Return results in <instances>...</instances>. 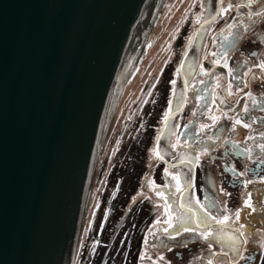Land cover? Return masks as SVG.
<instances>
[{
    "label": "water",
    "instance_id": "obj_1",
    "mask_svg": "<svg viewBox=\"0 0 264 264\" xmlns=\"http://www.w3.org/2000/svg\"><path fill=\"white\" fill-rule=\"evenodd\" d=\"M165 0H0V264H82L115 103L146 57ZM260 4L238 3L254 10ZM196 25L176 107L159 130V160L185 188L171 231L207 226L240 257L253 220L197 209L195 147L172 150L217 9Z\"/></svg>",
    "mask_w": 264,
    "mask_h": 264
},
{
    "label": "flooded vegetation",
    "instance_id": "obj_2",
    "mask_svg": "<svg viewBox=\"0 0 264 264\" xmlns=\"http://www.w3.org/2000/svg\"><path fill=\"white\" fill-rule=\"evenodd\" d=\"M210 3L202 0L193 27L191 19L186 30L180 31L179 56L171 53L156 68L170 74L168 96L173 91L175 94L172 107L177 104L195 26L201 25V16L208 15ZM238 3L262 6L240 8L231 18ZM262 64L264 0H224L223 9H217L195 78H189L190 92L172 147H195L193 185L199 211L244 221L242 210H246L247 218L254 221L250 233L243 232L246 246H240V257L227 260L226 254L218 257V264H264ZM154 84L156 87L158 82ZM164 119H170V112L153 126L155 161L149 179L142 181V190L149 189V196H140L147 204L134 227L123 229L128 239H135V255L121 264H215L214 255L227 247L224 240L207 235V226L171 231L179 212H166L165 207L179 201V190L186 185L178 165L159 160V130H164ZM157 191L163 193L159 199Z\"/></svg>",
    "mask_w": 264,
    "mask_h": 264
},
{
    "label": "rangeland",
    "instance_id": "obj_3",
    "mask_svg": "<svg viewBox=\"0 0 264 264\" xmlns=\"http://www.w3.org/2000/svg\"><path fill=\"white\" fill-rule=\"evenodd\" d=\"M201 1L165 0L153 34L146 38L148 53L146 57L140 55L138 69L131 71L127 91L121 92V103L116 104L110 125L82 264H121L135 255V239H128L123 229L133 228L135 220L142 217L141 210L147 203L140 196H149V189L142 190V181L149 179L155 161L153 126H158L174 106V91L169 94L167 105L170 74L156 68L171 53L179 56V33L186 30L188 20L192 19L193 27ZM155 81L158 84L153 87Z\"/></svg>",
    "mask_w": 264,
    "mask_h": 264
},
{
    "label": "snow or ice",
    "instance_id": "obj_4",
    "mask_svg": "<svg viewBox=\"0 0 264 264\" xmlns=\"http://www.w3.org/2000/svg\"><path fill=\"white\" fill-rule=\"evenodd\" d=\"M260 67H262V68H264V64H262V65H260ZM237 123H240V121H236ZM245 127H248V125H245ZM165 171H167V170H165ZM173 179H176V177H173ZM262 180H264V178H262ZM179 190V189H178ZM158 195H163V193H157ZM248 207H251V205L249 204V205H247ZM170 205H166V207H165V211L167 212V211H169V209H170ZM236 218L238 219L239 218V213L237 212L236 213ZM229 220V217L228 216H225L224 218H223V221H218V222H220V223H224V222H227ZM187 230V229H186ZM207 235H211V233H208Z\"/></svg>",
    "mask_w": 264,
    "mask_h": 264
},
{
    "label": "bare ground",
    "instance_id": "obj_5",
    "mask_svg": "<svg viewBox=\"0 0 264 264\" xmlns=\"http://www.w3.org/2000/svg\"><path fill=\"white\" fill-rule=\"evenodd\" d=\"M166 3H167V2H166ZM146 38H147V35H146ZM146 52H147V51H146ZM147 53H148V52H147ZM146 55H147V54H146ZM116 104H117V103H115L114 110H115ZM114 110H113V113H114ZM115 114H116V113H115ZM114 117H115V116H114ZM112 118H113V115H112ZM111 121H112V120H111ZM113 122H114V121H113ZM112 124H113V123H112ZM170 197H171V196H170ZM170 197H169V198H170ZM171 201H172V200H171Z\"/></svg>",
    "mask_w": 264,
    "mask_h": 264
}]
</instances>
